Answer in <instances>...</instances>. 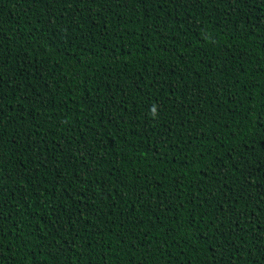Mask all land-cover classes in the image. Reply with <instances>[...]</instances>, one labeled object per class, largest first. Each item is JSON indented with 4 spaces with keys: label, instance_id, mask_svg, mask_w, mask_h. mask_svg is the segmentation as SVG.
<instances>
[{
    "label": "trees",
    "instance_id": "obj_1",
    "mask_svg": "<svg viewBox=\"0 0 264 264\" xmlns=\"http://www.w3.org/2000/svg\"><path fill=\"white\" fill-rule=\"evenodd\" d=\"M0 264H264V0H0Z\"/></svg>",
    "mask_w": 264,
    "mask_h": 264
}]
</instances>
